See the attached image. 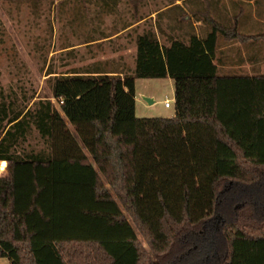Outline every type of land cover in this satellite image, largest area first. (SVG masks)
I'll return each instance as SVG.
<instances>
[{
	"label": "trees",
	"instance_id": "16d2710c",
	"mask_svg": "<svg viewBox=\"0 0 264 264\" xmlns=\"http://www.w3.org/2000/svg\"><path fill=\"white\" fill-rule=\"evenodd\" d=\"M200 21L211 24L204 37L191 29L167 45L138 34L123 78H53L58 108L0 103V259L153 264L140 236L159 264H200L222 191L234 188L225 211L239 196L243 214L222 222L224 251L203 264H264V74L220 75L214 63L218 37L257 43L264 33ZM137 78L173 81L172 118L135 117ZM31 130L45 149L19 151Z\"/></svg>",
	"mask_w": 264,
	"mask_h": 264
},
{
	"label": "rangeland",
	"instance_id": "374dc122",
	"mask_svg": "<svg viewBox=\"0 0 264 264\" xmlns=\"http://www.w3.org/2000/svg\"><path fill=\"white\" fill-rule=\"evenodd\" d=\"M204 1H0V103L12 102L11 108L23 110V112L33 108V104L39 100H50L57 107L51 93L53 78L60 77L66 72H84L101 68L110 70L119 60L118 56L124 59L126 66L123 71L124 76L129 75L134 64V41L138 34L151 30L163 45H167L170 38H185L189 32L191 33V29L198 36L202 34L201 37H204L207 30H203L202 27L206 23L201 21L202 27H194L195 22L217 16L210 15V8L205 6ZM247 1L225 0L223 2L224 6L233 2L234 9L230 10L229 14L243 12L240 22H249V15H246L250 12ZM253 2L252 32L253 35H259L264 33V0H253ZM223 9L224 7L220 4V9L216 12L221 18H226L227 16L222 14V11H225ZM232 19L228 22L236 20ZM238 32L243 33L240 30ZM90 38L92 40L96 38L97 43L85 47L73 46L76 42ZM253 44H257L264 51V40ZM220 73L223 75L222 72ZM236 74L249 75L242 71ZM261 74H264V63L256 67L250 75ZM135 87L136 118H172L174 116V83L171 79L137 78ZM142 97L151 99L153 103L148 105ZM165 101L170 102V108L164 107ZM18 149L19 151L32 149L37 152L45 149V146L38 133L31 130L27 140ZM234 192V188L229 190L225 188L222 191L221 209L217 213L219 218L213 219L211 235L207 234L209 239L206 241L211 242L212 249L202 255L200 264L204 261L217 260L222 255L224 246L219 236L222 222L243 214L241 211L244 209V202L239 196L230 208L231 213L225 211L227 198H231ZM243 223L253 226V221ZM139 240L153 264H159L143 238L139 236ZM218 248L222 249L214 254L215 249ZM0 264H9V262L7 259H0Z\"/></svg>",
	"mask_w": 264,
	"mask_h": 264
},
{
	"label": "crops",
	"instance_id": "0c3cea01",
	"mask_svg": "<svg viewBox=\"0 0 264 264\" xmlns=\"http://www.w3.org/2000/svg\"><path fill=\"white\" fill-rule=\"evenodd\" d=\"M204 1V0H203ZM225 0H208L204 1L206 4L205 6L210 8V15H217L216 18H213L217 24H219L222 27L225 28H231L233 25H236L237 30L242 31L245 36H253V0H248L247 4L250 9V12H248L249 15V22H238L237 24H234V16H241L243 12H232L229 14L230 10H233V2L229 3L228 5L224 6ZM234 1V0H233ZM211 2V3H210ZM223 2V3H222ZM220 4L224 7L222 11L223 15H226L227 17L221 18L216 11L220 9ZM213 10V11H212ZM212 11V12H211ZM214 12V13H213ZM229 18V19H228ZM233 18V19H232ZM230 19H232V22H228ZM226 21V22H225ZM202 22L200 20L196 21L194 24V27H202ZM210 23H206V25H203L202 29L203 30H208L211 29ZM245 32H248L247 34ZM97 39L94 38V40L86 39L85 41L81 42H76L73 46L75 47H82V46H90L94 45L97 43ZM218 45H217V51H216V57L214 63L216 64L219 74L221 75L220 72L223 73V75H239L236 74L238 72H245L248 73L249 75H243V76H250L253 77V75H250L253 73L254 69L258 66H261V63H264V51L261 50L262 48L258 47L257 44H253V40L247 41L245 43H240L238 41H226L223 39V37H218ZM254 55V56H253ZM119 60H117V63L113 64L111 69H103L102 70H97V71H87V72H100L102 74H107V75H112V76H118L120 78L124 77L123 71L125 70V65H124V59L120 58L118 56ZM134 67V64L132 68ZM63 77L67 76H73L72 73L66 72L62 75ZM137 93H136V87H135V103L137 99ZM6 163V162H5ZM7 166V163H6Z\"/></svg>",
	"mask_w": 264,
	"mask_h": 264
},
{
	"label": "built area",
	"instance_id": "2783aa9c",
	"mask_svg": "<svg viewBox=\"0 0 264 264\" xmlns=\"http://www.w3.org/2000/svg\"><path fill=\"white\" fill-rule=\"evenodd\" d=\"M164 107L165 108H170V102L169 101H165ZM6 168H7L6 163L5 162H0V174L1 175L6 172Z\"/></svg>",
	"mask_w": 264,
	"mask_h": 264
},
{
	"label": "water",
	"instance_id": "95a60500",
	"mask_svg": "<svg viewBox=\"0 0 264 264\" xmlns=\"http://www.w3.org/2000/svg\"><path fill=\"white\" fill-rule=\"evenodd\" d=\"M142 99L147 102L148 105H151L153 103V101L147 97H142Z\"/></svg>",
	"mask_w": 264,
	"mask_h": 264
}]
</instances>
